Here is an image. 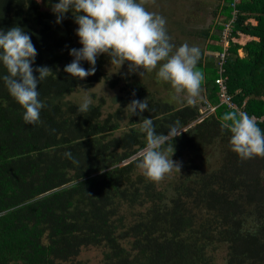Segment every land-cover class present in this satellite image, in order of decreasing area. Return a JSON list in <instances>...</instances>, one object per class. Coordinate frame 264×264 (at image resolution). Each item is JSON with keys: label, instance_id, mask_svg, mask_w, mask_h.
Here are the masks:
<instances>
[{"label": "trees", "instance_id": "16d2710c", "mask_svg": "<svg viewBox=\"0 0 264 264\" xmlns=\"http://www.w3.org/2000/svg\"><path fill=\"white\" fill-rule=\"evenodd\" d=\"M231 1H217L211 25L200 33L206 40L197 65L205 77L201 102L174 107L136 82L120 102L147 98V111L130 117L122 106L103 117L101 104L80 113L65 100L106 81L109 61L98 56L95 74L83 80L64 73L73 59L71 12L51 26L57 0H0V30L23 28L38 53L33 68L54 73L39 83L45 107L31 125L0 79V264H66L87 246L105 248L104 264H215L222 244L223 264H264V157L241 160L219 123L222 113L238 109L264 131V0L236 6L223 74L235 109L219 104L214 83ZM6 74L0 65V77ZM204 101L215 110L201 111ZM141 118H152L157 133L167 135L174 123L185 131L172 141V158L185 159L166 188L135 174V154L146 143L133 127ZM124 207L140 213L126 222Z\"/></svg>", "mask_w": 264, "mask_h": 264}, {"label": "clouds", "instance_id": "9594fccd", "mask_svg": "<svg viewBox=\"0 0 264 264\" xmlns=\"http://www.w3.org/2000/svg\"><path fill=\"white\" fill-rule=\"evenodd\" d=\"M145 2L57 0L51 4L56 24L62 22L65 13L71 12L78 26L75 35L81 47L69 50L73 59L63 68L64 73L83 80L95 74L97 57L106 55L110 65L118 69L127 62L129 73L139 71L143 76L155 70L157 81L167 83L172 89L173 100L182 97L186 106L201 102L205 80L204 73L197 67L202 57L201 49L187 43L174 45L165 18L147 10ZM37 54L31 35L23 28L14 25L6 32L0 30V65L7 73L0 79L23 109L22 119L29 125L40 121L41 110L45 107L39 98V83L54 74L48 66L33 68ZM82 61H86L89 68L82 67ZM80 88L82 99L78 111L87 113L93 101L89 90ZM147 108V98L133 99L126 106L130 117L140 116ZM219 123L222 130L230 133V149L241 160L264 157V131L257 126L254 116L236 109L222 113ZM133 127L146 138L145 146L135 154V163L147 180L160 182L173 171L180 173L181 162L171 159L173 139L185 132L178 123L169 126L167 135L157 133L152 118H141Z\"/></svg>", "mask_w": 264, "mask_h": 264}, {"label": "rangeland", "instance_id": "374dc122", "mask_svg": "<svg viewBox=\"0 0 264 264\" xmlns=\"http://www.w3.org/2000/svg\"><path fill=\"white\" fill-rule=\"evenodd\" d=\"M144 6L147 10L155 12L165 18L166 29L171 38V42L174 45L178 47L181 44L187 43L189 46H197L200 49L205 47L206 40L200 33L208 28L213 21L212 10L215 9L214 0H146ZM67 14L68 13H65L64 17ZM55 20L56 16L52 13V18L49 21L51 26L58 25L55 23ZM77 27L78 26L76 24L71 26L73 32H76ZM211 44H217V42L212 41ZM68 47L69 50L72 48L79 49L81 47L79 39L76 35ZM104 72L107 77L106 81L96 83L91 88L85 89L89 90V95L93 104H101V113L103 117L109 113H113L123 106L120 99L126 97L129 85L136 82L141 83L149 92H153L156 97L174 107L185 104L182 97L177 98L176 100L172 99V89L167 83L157 81L155 70L153 72H145L143 76H140L139 71L136 73H129L127 62L121 66L120 69H118L116 66H111L110 62L107 61L104 66ZM116 79H119L118 84L116 87L110 88L108 83ZM81 99V89H76L65 98V100H71L77 105H80ZM101 100L103 102H101ZM117 104H119V107ZM124 104L125 106H123V109L127 111L126 106L129 102H125ZM203 109L204 108H202L201 111H204ZM126 124L127 119L124 118L121 122L122 130L116 132L114 136H121V134H123L122 132L126 128ZM212 153L213 151L209 152V154ZM171 159L173 158L171 157ZM183 159L185 158L173 160L181 162L182 164ZM135 174L142 175L138 169ZM176 174H178V172L173 171L172 173L166 175L162 181L155 182V184L160 188H166L170 180L175 177ZM131 212L134 213V215H137V212L140 213V210L137 208L134 209L124 207L122 216L125 217L126 222H130L132 221L131 219L134 218V215L133 217L129 216ZM134 219H136V216ZM124 245H126L125 247L127 248L129 246L127 244ZM104 255V247L87 246L81 248L79 255L66 264H104ZM225 256L226 245L222 244L217 246L214 252V263L223 264Z\"/></svg>", "mask_w": 264, "mask_h": 264}, {"label": "built area", "instance_id": "2783aa9c", "mask_svg": "<svg viewBox=\"0 0 264 264\" xmlns=\"http://www.w3.org/2000/svg\"><path fill=\"white\" fill-rule=\"evenodd\" d=\"M239 0H232L231 1V19L223 24V27L220 31L219 42L221 45V51L217 53V67H218V77L214 79V83L218 87V95H219V104H223L228 108H236V105L232 102L231 97L227 93V84H226V77L223 76L225 72L224 64L228 55V47H229V38L232 32V25L236 20L237 10L236 6ZM204 111H214L215 106H211L208 102L204 101Z\"/></svg>", "mask_w": 264, "mask_h": 264}, {"label": "crops", "instance_id": "0c3cea01", "mask_svg": "<svg viewBox=\"0 0 264 264\" xmlns=\"http://www.w3.org/2000/svg\"><path fill=\"white\" fill-rule=\"evenodd\" d=\"M217 1L218 0H214V2H215V6L217 5ZM231 5V2L229 3V6ZM230 8H231V6H230ZM213 11V10H212ZM231 13H232V9L230 10V15H231ZM254 23V22H253ZM210 53V52H209ZM238 53H239V55L240 56H243L244 55V53H243V51H241V50H239L238 51ZM202 107H204V106H202Z\"/></svg>", "mask_w": 264, "mask_h": 264}, {"label": "flooded vegetation", "instance_id": "af4514ba", "mask_svg": "<svg viewBox=\"0 0 264 264\" xmlns=\"http://www.w3.org/2000/svg\"><path fill=\"white\" fill-rule=\"evenodd\" d=\"M183 105V104H182ZM182 105H180V106H182ZM180 106H178V107H180ZM200 107V106H199Z\"/></svg>", "mask_w": 264, "mask_h": 264}]
</instances>
